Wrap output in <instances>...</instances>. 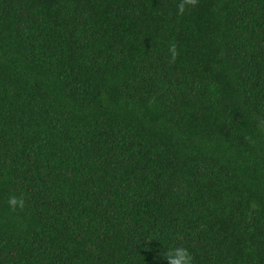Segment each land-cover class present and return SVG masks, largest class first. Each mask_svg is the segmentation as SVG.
Returning a JSON list of instances; mask_svg holds the SVG:
<instances>
[{
  "label": "trees",
  "instance_id": "obj_1",
  "mask_svg": "<svg viewBox=\"0 0 264 264\" xmlns=\"http://www.w3.org/2000/svg\"><path fill=\"white\" fill-rule=\"evenodd\" d=\"M179 3L0 0V264H264V0Z\"/></svg>",
  "mask_w": 264,
  "mask_h": 264
},
{
  "label": "clouds",
  "instance_id": "obj_2",
  "mask_svg": "<svg viewBox=\"0 0 264 264\" xmlns=\"http://www.w3.org/2000/svg\"><path fill=\"white\" fill-rule=\"evenodd\" d=\"M197 4L198 0H180V3L177 5V13L183 15L189 9L197 6ZM169 52L172 60L175 61L179 56V51L175 43L169 45ZM8 204L13 211H16L17 209L23 210L25 207V198L23 196L17 197L15 195H10L8 198ZM161 255L166 261V264H194L195 260L193 253L182 245L165 249Z\"/></svg>",
  "mask_w": 264,
  "mask_h": 264
}]
</instances>
